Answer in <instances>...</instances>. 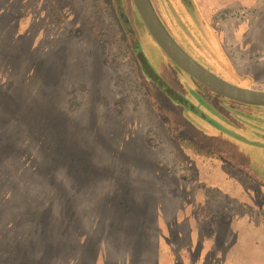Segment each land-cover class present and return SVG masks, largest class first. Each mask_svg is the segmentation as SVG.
Masks as SVG:
<instances>
[{"label": "rangeland", "instance_id": "obj_1", "mask_svg": "<svg viewBox=\"0 0 264 264\" xmlns=\"http://www.w3.org/2000/svg\"><path fill=\"white\" fill-rule=\"evenodd\" d=\"M152 2L198 62L264 90L261 2ZM234 103L168 58L133 0H0V264H243L264 187L196 128L253 111Z\"/></svg>", "mask_w": 264, "mask_h": 264}, {"label": "trees", "instance_id": "obj_2", "mask_svg": "<svg viewBox=\"0 0 264 264\" xmlns=\"http://www.w3.org/2000/svg\"><path fill=\"white\" fill-rule=\"evenodd\" d=\"M122 19L128 20L126 13H122ZM212 46L213 53H216L214 47L216 49L217 44ZM217 50L219 51L218 48ZM219 54L221 55V53ZM221 56H219V60L223 59ZM192 79L194 78L192 77ZM213 93L229 100L215 92ZM229 101L234 103L232 100ZM234 104L254 112L246 111L245 115H234L232 120L224 114L219 115L217 119L209 123V127L201 128L198 125L196 128L207 136V144L212 145L210 150L214 155L224 156L227 160H232L233 166L246 179L264 187V106L244 105L237 102Z\"/></svg>", "mask_w": 264, "mask_h": 264}, {"label": "water", "instance_id": "obj_3", "mask_svg": "<svg viewBox=\"0 0 264 264\" xmlns=\"http://www.w3.org/2000/svg\"><path fill=\"white\" fill-rule=\"evenodd\" d=\"M151 36L168 58L183 72L216 94L244 105L264 106V90L229 82L198 62L172 36L152 0H133Z\"/></svg>", "mask_w": 264, "mask_h": 264}, {"label": "crops", "instance_id": "obj_4", "mask_svg": "<svg viewBox=\"0 0 264 264\" xmlns=\"http://www.w3.org/2000/svg\"><path fill=\"white\" fill-rule=\"evenodd\" d=\"M229 1L230 2L240 1L245 5H252L254 2L255 6L258 8H259V2H261L263 5L262 9L264 8V0H229ZM256 230L258 233H256L254 236L255 242H253V237L248 235L246 230L244 231V233H242V235L239 238V245L241 247L242 253L238 257V259L243 264H264V225L261 226L260 229H256ZM252 249L254 250L253 253L251 252Z\"/></svg>", "mask_w": 264, "mask_h": 264}, {"label": "bare ground", "instance_id": "obj_5", "mask_svg": "<svg viewBox=\"0 0 264 264\" xmlns=\"http://www.w3.org/2000/svg\"><path fill=\"white\" fill-rule=\"evenodd\" d=\"M206 24H207V23H206ZM202 26H203V25H202ZM204 26H205V25H204ZM204 26H203V27H204ZM206 26H207V25H206ZM207 28H208V26H207ZM192 33H193V32H192ZM190 34H191V33H190ZM188 35H189V34H188ZM191 36H192V35H190L189 37H191ZM189 37H188V38H189ZM194 37H195V36H194ZM194 37H193V39H194ZM195 39H196V38H195ZM197 40H198V39H197ZM208 41H209V40H207V42H208ZM190 42H192V41L190 40ZM207 42H206V43H207ZM195 43H198V42H196V40H195ZM217 44H218V43H217ZM209 45H210V44H209ZM209 45H208V46H209ZM199 46H200V45H199ZM202 46H203V45H202ZM211 46H212V45H211ZM219 46H220V45H219ZM212 47H213V46H212ZM212 47H211V48H212ZM203 48H204V47H203ZM211 48H210V49H211ZM196 49H197V48H196ZM216 50H217V48L215 49V47H214V51H216ZM198 51H200V50H198ZM207 52H208V51H207ZM205 53H206V52H205ZM222 54H223V53H222ZM207 57H209V56H207ZM211 57H212V56H211ZM210 59H211V58H210ZM209 61H211V60H209Z\"/></svg>", "mask_w": 264, "mask_h": 264}]
</instances>
